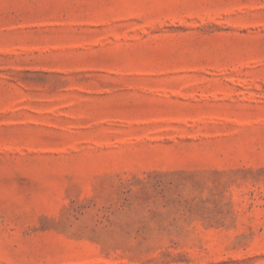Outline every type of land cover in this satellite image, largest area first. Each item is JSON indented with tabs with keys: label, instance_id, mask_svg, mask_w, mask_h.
<instances>
[{
	"label": "rangeland",
	"instance_id": "374dc122",
	"mask_svg": "<svg viewBox=\"0 0 264 264\" xmlns=\"http://www.w3.org/2000/svg\"><path fill=\"white\" fill-rule=\"evenodd\" d=\"M0 264H264V0H0Z\"/></svg>",
	"mask_w": 264,
	"mask_h": 264
}]
</instances>
